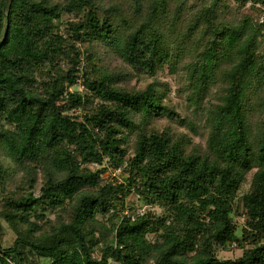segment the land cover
<instances>
[{
    "label": "trees",
    "instance_id": "1",
    "mask_svg": "<svg viewBox=\"0 0 264 264\" xmlns=\"http://www.w3.org/2000/svg\"><path fill=\"white\" fill-rule=\"evenodd\" d=\"M248 1L264 7L12 0L0 45V203L17 238L0 244V264H264V24L244 12ZM165 68L178 84L167 102ZM134 72L154 79L138 87ZM80 75L88 92L70 91ZM80 107L82 119L69 113ZM110 166L128 176L106 180ZM133 192L161 212L122 215ZM232 244L240 257H217Z\"/></svg>",
    "mask_w": 264,
    "mask_h": 264
},
{
    "label": "rangeland",
    "instance_id": "2",
    "mask_svg": "<svg viewBox=\"0 0 264 264\" xmlns=\"http://www.w3.org/2000/svg\"><path fill=\"white\" fill-rule=\"evenodd\" d=\"M244 12L254 16L255 18H258L260 23L264 24V7L259 5V4H254L252 1H248L244 7ZM67 16L64 15L63 18L65 19ZM58 24L60 25V29L61 31L67 35L66 30H65V26L62 22H58ZM81 48L83 49L82 51L84 52L82 55V66L84 65V67L87 66V60L86 57L88 55V52L85 50V47L87 46L86 44H81L80 45ZM64 66H67V63L63 64ZM68 67V66H67ZM167 68V67H166ZM165 68V71L161 72L158 75V78H162L166 81H169L171 84V93L170 96L166 97L165 101H169V97H174L175 96V91H176V87L178 86L177 82L175 81L174 77H172L173 79H170L167 76L168 70ZM82 74V72H81ZM80 78H78L77 80V84L73 87L70 88V91H79V92H88V89H86V85L83 83V78L81 77V75L79 76ZM153 77H150L149 75H140L137 74L136 72L133 73V80L135 85H137L138 87H143L145 85H147L148 83L153 81ZM70 114L79 116L80 119H82L83 116H85V114L87 113V110L83 107L77 108V109H70L69 110ZM109 165V164H108ZM92 167L96 168L98 166H96L94 163L92 164ZM115 174L119 173L115 171V169L111 168V166L109 167V169L107 170V172L104 174V176L107 178H105L106 180H113V178L115 177ZM123 174V173H122ZM121 174V175H122ZM121 175H118L117 177L123 178V176H128V173H124L123 176L121 177ZM119 178V180H120ZM250 180V178H249ZM249 180L244 183L243 185V190L246 191L249 187ZM2 204L0 203V244L2 248H9L11 246H13L14 241L17 238V233L16 231L6 222V220L4 219V217L1 215V211H2ZM237 209L233 212V217L234 220L237 224V234L239 236H241V229L243 227L244 221H245V216L243 214V208H242V202L241 200H239V203L236 207ZM139 209H144V211H148L149 209H153L155 210L157 213L161 212L160 208L157 207H153L150 205L145 204L142 199L139 198V196L136 193H131L130 195L127 196L126 200H125V204L124 207L121 211L122 215H127V214H132V213H137V211ZM40 223H44V221H40ZM149 237L151 239L155 238V235H149ZM249 246H251L249 244ZM96 254L98 256V252L99 248L95 249ZM215 252L218 258L220 259H236L238 257H240L243 254V250L240 249L238 246H236V244H232L231 246H228L226 248H223L221 246H216L215 248Z\"/></svg>",
    "mask_w": 264,
    "mask_h": 264
},
{
    "label": "built area",
    "instance_id": "3",
    "mask_svg": "<svg viewBox=\"0 0 264 264\" xmlns=\"http://www.w3.org/2000/svg\"><path fill=\"white\" fill-rule=\"evenodd\" d=\"M95 165H96V164H95ZM126 165H127V163H125L124 166H126ZM124 166L115 169L116 173L119 172V173H117V174L114 173V175H115L116 177H117L118 175H121V174L123 173ZM144 212H145L144 209H139V210L137 211L136 215H137V214H138V215H143ZM128 216H130L133 220H135V214H134V213H132V214L130 213V214H128ZM8 261H9L11 264H17V263L15 262V260L12 259L11 257L8 258ZM41 264H51V261L44 262V263H41ZM109 264H121V263H120V261H118V260L110 259Z\"/></svg>",
    "mask_w": 264,
    "mask_h": 264
},
{
    "label": "water",
    "instance_id": "4",
    "mask_svg": "<svg viewBox=\"0 0 264 264\" xmlns=\"http://www.w3.org/2000/svg\"><path fill=\"white\" fill-rule=\"evenodd\" d=\"M11 3L12 0H5V6H4V27H3V31L2 34L0 36V45L2 44V42L4 41V39L7 36L8 30H9V22H8V15H9V10L11 7Z\"/></svg>",
    "mask_w": 264,
    "mask_h": 264
}]
</instances>
